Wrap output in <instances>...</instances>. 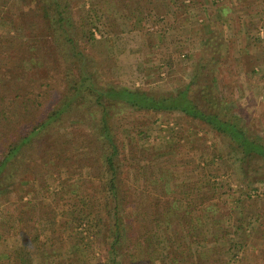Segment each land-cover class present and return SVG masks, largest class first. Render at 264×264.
<instances>
[{
  "label": "rangeland",
  "instance_id": "374dc122",
  "mask_svg": "<svg viewBox=\"0 0 264 264\" xmlns=\"http://www.w3.org/2000/svg\"><path fill=\"white\" fill-rule=\"evenodd\" d=\"M67 1L71 2L76 19L86 17L87 11H94L99 3V0ZM20 2L0 0V96L5 101L20 100L27 91L41 87L45 68L31 69V57L42 64L50 63L51 59L40 38L45 29L37 16L35 1L24 2L17 9ZM126 2L128 8L124 6ZM115 3L133 15L127 19L123 10H116ZM128 3L110 1L113 13L106 21L91 25L99 41L87 47L91 58L87 59L86 69L92 71V79L100 85H127L156 95L173 92L179 83L192 77L198 60L204 57L200 54L201 45L207 44L205 52H211L209 43H213L220 59L215 63V89L223 91L232 110L238 112L251 133L264 136V0H147V10L141 15L129 12L134 4ZM13 23L24 30L16 31ZM37 42L42 45H30ZM29 76L36 80L31 81ZM99 116L98 110L91 109V113H79L65 120L56 136L51 131L47 133L40 139L37 150L27 151L12 168L14 185L2 197V203L36 200L54 213L55 225L49 229L52 237L44 236L52 247L47 248L45 264L111 263L107 248L112 236L108 232L110 218L104 190L106 171L98 149L90 155L85 151L86 145L79 143L70 167H61L59 172L50 166L39 167L45 160L46 145L62 142L65 137L75 141L83 134L93 136ZM110 126L122 156L127 157L122 161L121 177L126 180L125 190L134 199L123 214L126 229L115 246L118 264H168L169 252L175 250L177 242L194 264H202L199 251L211 246L216 252L212 255L214 264H226L232 254L235 259L231 264H264V164L258 158L238 160L239 155L227 140L210 132L206 124L180 112L156 114L117 109L110 117ZM139 149L154 151L164 159L177 158L169 176V193L185 192L190 194L186 195L190 201L202 197L203 184L221 183L230 174L228 188L209 194L217 208L213 206L214 217L208 221L211 233L204 241L202 237L198 239L199 246L189 247L192 239L187 233L184 236L177 232L175 239L171 231H164L158 242L161 255L155 261L150 260L154 238L145 232V206L138 203L141 192L158 193L151 184L150 166L142 167L137 162L142 158ZM136 150L138 159L131 154ZM83 157L88 159L82 160ZM159 188L156 190L161 191ZM72 189L82 196L70 198ZM243 216L247 244L239 250L235 244L244 240L237 226L242 225ZM172 223L175 232L180 230L176 221ZM48 225L42 221L40 230H46ZM13 240L7 237L0 241V264H16L9 250Z\"/></svg>",
  "mask_w": 264,
  "mask_h": 264
},
{
  "label": "trees",
  "instance_id": "16d2710c",
  "mask_svg": "<svg viewBox=\"0 0 264 264\" xmlns=\"http://www.w3.org/2000/svg\"><path fill=\"white\" fill-rule=\"evenodd\" d=\"M20 1L17 9L21 8L24 2L35 1L36 10L39 13L37 16H40L39 21H42L45 29V34L40 38L51 59L50 63L46 62V64H42L35 57L29 59L31 69L45 68V77L39 90L27 91L26 96L20 100L12 98L5 101L6 99L0 96V144H2L0 145V241L7 237L14 238L9 250L16 264H45L47 248L52 247L44 236L52 237L49 229L51 230L55 223H53V211L50 212L47 206L36 200L16 202L8 200L9 202L2 203V197H6L14 185L12 168L17 161L22 160L27 151L37 150L43 136L50 131L52 136H56L61 123L79 113H91V109L100 112L93 136L83 134L79 140L75 141L72 137H65L62 142L46 145L43 156L45 160L40 162L39 167L50 166L49 168L55 172H59L61 167H70L74 148L79 143L86 145H84L85 151L90 155L96 152L94 149H98L106 171L104 190L110 218L108 232L112 236L107 246L111 256L109 264H118L115 258L118 257L115 246L120 242L126 229L123 214L134 202L125 190L126 180L121 177L122 161L127 157L122 156L117 137L111 133L110 117L113 110L131 109L151 111L156 114L180 112L192 120L206 124L210 132L227 140L239 155L238 160L258 158L264 164V136L251 133L238 112L232 110L223 91L215 89V63L220 59H218L213 43H209L212 48L211 52H205L207 44L205 47L201 45L200 54H204V57L198 60L192 77L186 82L179 83L173 92L156 95L127 85H100L96 79H92V71L86 69L87 59L91 58L87 47L90 45L93 47L99 43L91 25L108 19L107 16L113 13L109 5L112 0H99L98 8L94 11H87V16L82 15L80 19L73 16L71 2L67 0ZM126 1L129 5L134 4L129 12H138L141 15L147 10V0ZM114 5L117 11L123 10L127 19L133 15L126 13L123 6L116 5V3ZM124 6L128 8L127 2ZM226 8L229 6H225ZM137 21L140 22L141 17L137 18ZM225 22L221 21V24ZM12 27L16 28V31L24 30L19 24L14 25L13 23ZM42 43L37 42L30 45H42ZM22 61H24L23 58ZM18 67L21 65L19 64ZM23 76L27 74L23 73ZM30 80L35 81L36 79L31 76ZM16 103L19 105L16 106ZM131 154L132 158L138 159L137 150ZM139 154L142 158L137 160L138 164L147 168L150 166L153 189L154 187L161 189V191L154 189L157 195L141 192L140 203H138L145 206L143 212L146 222L145 232L155 241H153L154 247L151 253L149 252L152 255L150 260L155 261L161 255L158 242L160 243V237L164 235V231H171L175 239L177 232L184 236V233H187L192 239L189 247L199 246L198 239L202 237L204 241L211 233V225L208 221L214 217L213 206L217 208V205L211 202L212 195L217 190L230 186V174L221 183L208 181L203 184L205 190L202 197L196 201L194 199L190 201V197L188 198L190 194L185 192L180 191L176 195L169 193V176L175 168L173 165L177 158L164 159L158 153L147 149H139ZM83 159L87 160L88 157H83ZM204 170L205 168L202 172ZM71 192L73 194L69 195L70 198L82 196L75 189ZM75 205L77 206L78 203ZM197 206L198 209H196ZM42 210H47L44 215L39 214ZM172 220L176 221L180 230L175 232ZM42 221L49 224L48 228L45 226L46 230L43 231L40 230ZM245 221L246 218L243 216L240 222L242 225L237 226V231H240V237L244 240L235 244L239 250L247 244V237H244L247 234L243 226ZM130 226L131 223H128L127 227ZM169 237L172 236L169 235ZM212 247H204L199 251L202 264L215 263L212 255L216 252ZM143 253L147 254V252ZM165 259L166 257L164 261L167 262ZM234 259L235 256L232 254L226 264H231ZM168 264H194V261L192 257L188 259L186 252L177 242L175 250L169 252Z\"/></svg>",
  "mask_w": 264,
  "mask_h": 264
}]
</instances>
